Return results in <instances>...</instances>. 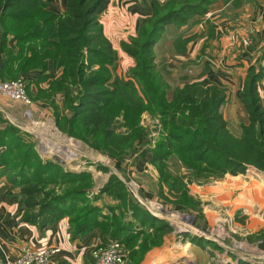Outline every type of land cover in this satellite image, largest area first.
<instances>
[{"label": "trees", "instance_id": "obj_1", "mask_svg": "<svg viewBox=\"0 0 264 264\" xmlns=\"http://www.w3.org/2000/svg\"><path fill=\"white\" fill-rule=\"evenodd\" d=\"M213 1L169 5L140 22L136 33L120 43L133 60L122 76L115 72L116 50L98 21L109 0H65L62 13L49 7L48 0H0V78L21 77L26 88L45 82L44 88L36 87L33 98L49 104L58 130L109 155L134 150L142 142L149 133L140 122L143 113L157 118V129H150L157 137L147 149L146 162L155 169L157 181L176 193V202L185 205L186 183L243 174L247 167L264 171V105L257 91L264 47L247 66L238 92L247 123L237 135L221 113L222 89L199 82L171 87L154 62L152 47L165 27L199 22ZM29 73L35 76L27 80ZM0 146V176L17 189L21 222L43 228L66 217L70 239L94 235L97 244L116 241L132 256L137 237H142L138 246L144 251L170 230L133 202L113 175L89 195L88 172L67 171L57 162L42 160L33 143L1 117ZM170 160L188 170L182 175L187 181L171 175ZM101 193L116 203L96 205Z\"/></svg>", "mask_w": 264, "mask_h": 264}, {"label": "rangeland", "instance_id": "obj_2", "mask_svg": "<svg viewBox=\"0 0 264 264\" xmlns=\"http://www.w3.org/2000/svg\"><path fill=\"white\" fill-rule=\"evenodd\" d=\"M216 1L224 2L226 0H214L213 3ZM184 2L187 0H134L129 7L136 9L140 17L137 18L133 31L129 30V21H124L123 27L119 28V21H116L117 16L110 14V12L101 14L105 9L98 15L103 33L117 53L118 60L115 69L117 75L125 76V72L133 64V60L120 49L121 41H126L132 37L140 22L161 14L169 5L177 6ZM48 3L54 11L63 12L65 0H48ZM229 14L232 12L230 11ZM229 14L224 16L227 21H229L227 18ZM104 26L105 29H103ZM189 26V24L166 26L152 47L154 62L158 66L157 72L171 87H181L185 83L192 82L201 83L199 80L195 81L193 77L199 70H204L203 64L188 60L180 65L172 62L173 55L180 54L185 49L189 37L182 39V42L177 37L186 33L185 31ZM228 29L231 28L228 27ZM230 31L226 33L222 25L218 28V32L226 36L228 41V36H234V41H229V43L237 42L241 47L249 45L248 38L247 45H243L235 31ZM115 35L119 38H116ZM253 58L254 55H251L244 60L249 64V62L253 63ZM167 60L168 64H166ZM18 78L22 79L21 77ZM22 80L25 84L24 79ZM35 87L37 86L35 85ZM25 89L30 104L19 103L21 105L19 107L14 103H9L14 101L1 96L9 104L1 105L8 111L9 115H0V117L17 128L27 140L33 143L35 152L42 160L57 162L67 171L88 172L91 178L89 195L97 193L99 188L107 182L109 176L113 175L121 182L123 191L133 202L169 226L170 230H166L161 242L144 251H141L138 246L142 237H137L132 246V249L135 250L133 256L130 255V249L122 245L124 256L120 264H154V262L166 261L177 253H181L180 250L185 252V249L191 244H198L201 248L208 247L215 250V253H211L213 259L230 258L232 263L234 259H237L238 264H260L256 263V260L259 262L264 260L262 249L264 246V190L256 193V189L247 187L251 181L256 180L264 187V171L247 167L243 174L230 175L226 173L213 180L186 183L188 203L185 205L178 204L176 193L167 191V184H160L157 181L155 169L146 162V158H148L147 149L157 137V131L150 130L157 129V118L143 113L140 122L148 127L149 133L139 145H136L134 150L125 149L119 155L113 156L95 148L90 143L82 142L58 130L54 125L49 104L40 99H34L33 95L36 91L30 93L26 85ZM35 102H39L41 105L38 103L35 105ZM33 105L35 109L32 115L29 112L30 115L28 114L29 117L26 119L19 116L22 110L29 109ZM57 105L59 108L61 107L60 101ZM241 124L243 123L227 122L228 129L235 135L238 134ZM2 148L0 146V152ZM54 157L60 159L63 164ZM168 164L171 175L178 174V180L181 183L187 181V176H182L188 175V170L185 167H182L175 160H170ZM98 166L107 170L102 171ZM256 173L263 176V179L256 176ZM253 184L256 185V182ZM107 203L112 205L116 203V200H112L103 193L95 202L99 206ZM102 211L107 212L106 208H103ZM256 214L263 222V225L258 228H256ZM149 231L150 229H146V234H149ZM199 232L202 233V236H199ZM87 236L90 235L78 240L84 241ZM94 240L88 242L87 251L97 244L96 236ZM164 248H167L165 249L166 255L160 258V253ZM184 252L182 255L185 257ZM90 259L87 252V256H85L87 264H92Z\"/></svg>", "mask_w": 264, "mask_h": 264}, {"label": "crops", "instance_id": "obj_3", "mask_svg": "<svg viewBox=\"0 0 264 264\" xmlns=\"http://www.w3.org/2000/svg\"><path fill=\"white\" fill-rule=\"evenodd\" d=\"M132 2L134 0H109L107 7L101 14L110 12V14L117 16L116 21H119V28L123 27L124 21H129V30L133 31L140 15L136 9L129 7ZM51 8L53 9V7ZM230 11L232 14H229ZM226 14H229V17L227 16L229 21L224 17ZM219 24L223 26L226 33L234 30L236 36L246 35L249 39V45L241 47L237 42L229 43L227 37L218 32ZM228 27L231 29L229 30ZM185 32L177 37L181 42L182 39L189 37L185 49L182 53L173 55L172 62L180 65L188 60L203 64L204 70H199L193 79L204 84H215L221 88L225 93V101L221 106L223 118L227 122L245 124L247 117L238 100V92L246 68L252 64V62L248 64L244 59L254 55L253 59L256 60L264 47V0L216 1L210 5L203 18L197 24L190 25ZM115 36L119 38L117 35ZM168 60L166 64H168ZM259 65L263 70V76L257 82V91L260 101L264 105V58L259 61ZM34 76L35 73H29L25 78L30 80ZM37 86L44 88L45 82H41ZM28 88L30 93L36 91L34 83L28 84ZM9 103L20 105L16 102ZM36 103L41 105L39 102H35V105ZM3 104L8 103L0 96V115H9L8 111L2 107ZM34 109V105L29 109H24L19 116L26 119L29 117V112L32 115ZM255 175L263 179L259 173ZM253 182H256V185ZM247 187L256 189V193L264 190L263 185L257 180L251 181ZM21 207L22 202L17 194V189L7 183L3 176H0V256H13L24 245L31 247L53 245L59 247L60 251L52 256L49 264H87L85 260L87 252L89 256L87 245H89V241L95 239L94 235L87 236L84 241L70 239L66 217L43 228L21 222L19 221ZM262 225L263 222L256 214V228ZM199 236H202V233L199 232ZM165 249L167 248H164L160 253V258L166 255ZM262 249L264 251V246ZM180 252L166 261L162 260L154 262V264H238L237 259H234L233 263L230 258L222 256L223 259H213L211 253H215V250L208 247L201 248L198 244L188 245L185 252L181 250ZM182 252H184L185 257ZM256 263L264 264V260L261 262L256 260Z\"/></svg>", "mask_w": 264, "mask_h": 264}, {"label": "built area", "instance_id": "obj_4", "mask_svg": "<svg viewBox=\"0 0 264 264\" xmlns=\"http://www.w3.org/2000/svg\"><path fill=\"white\" fill-rule=\"evenodd\" d=\"M229 41H234L230 35ZM241 43L247 45L248 37L239 36ZM0 96L23 105L30 104L22 79H0ZM60 251L53 245H41L36 247L21 246L13 256H0V264H49L52 256ZM122 245L116 241H108L105 244H95L89 249L92 264H120L124 256Z\"/></svg>", "mask_w": 264, "mask_h": 264}, {"label": "water", "instance_id": "obj_5", "mask_svg": "<svg viewBox=\"0 0 264 264\" xmlns=\"http://www.w3.org/2000/svg\"><path fill=\"white\" fill-rule=\"evenodd\" d=\"M55 159H57V160H59V162L61 163V164H63V162L60 160V159H58L57 157H54Z\"/></svg>", "mask_w": 264, "mask_h": 264}]
</instances>
